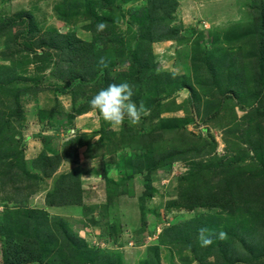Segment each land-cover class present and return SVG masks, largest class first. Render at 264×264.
Segmentation results:
<instances>
[{"label":"rangeland","instance_id":"rangeland-1","mask_svg":"<svg viewBox=\"0 0 264 264\" xmlns=\"http://www.w3.org/2000/svg\"><path fill=\"white\" fill-rule=\"evenodd\" d=\"M180 1L0 0V264H264V0ZM124 81L150 112L113 128Z\"/></svg>","mask_w":264,"mask_h":264},{"label":"clouds","instance_id":"clouds-1","mask_svg":"<svg viewBox=\"0 0 264 264\" xmlns=\"http://www.w3.org/2000/svg\"><path fill=\"white\" fill-rule=\"evenodd\" d=\"M104 28L103 23L98 25V30ZM134 95L135 86L129 82L111 83L106 88L100 89L90 99L89 105L113 128L122 127L126 119L130 121L131 125H139L142 117L147 116L150 109L146 107L143 101L137 104L133 100ZM69 134H72L71 130ZM216 235L214 230L201 227L198 230L197 240L201 247H208L213 243V237ZM218 237L224 239L226 233L220 231Z\"/></svg>","mask_w":264,"mask_h":264},{"label":"crops","instance_id":"crops-1","mask_svg":"<svg viewBox=\"0 0 264 264\" xmlns=\"http://www.w3.org/2000/svg\"><path fill=\"white\" fill-rule=\"evenodd\" d=\"M248 2L249 0H182L176 14L179 21L184 18L197 23L205 21L214 25V30L223 32L226 27L236 23L235 16L243 12Z\"/></svg>","mask_w":264,"mask_h":264},{"label":"trees","instance_id":"trees-1","mask_svg":"<svg viewBox=\"0 0 264 264\" xmlns=\"http://www.w3.org/2000/svg\"><path fill=\"white\" fill-rule=\"evenodd\" d=\"M173 9H174V7L172 8V10H173ZM263 28H264V27H263ZM263 32H264V30H263ZM56 37H57V39L61 38V37H58V35H57ZM69 37H70V36H69ZM69 37L64 38L63 42L65 43L66 40L70 39ZM170 38H174V36H171Z\"/></svg>","mask_w":264,"mask_h":264},{"label":"bare ground","instance_id":"bare-ground-1","mask_svg":"<svg viewBox=\"0 0 264 264\" xmlns=\"http://www.w3.org/2000/svg\"><path fill=\"white\" fill-rule=\"evenodd\" d=\"M35 111V110H34Z\"/></svg>","mask_w":264,"mask_h":264}]
</instances>
